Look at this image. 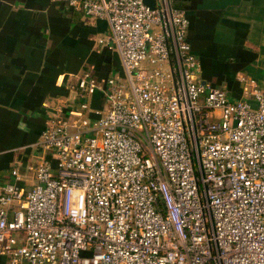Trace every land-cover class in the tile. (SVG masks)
<instances>
[{
  "label": "built area",
  "instance_id": "1",
  "mask_svg": "<svg viewBox=\"0 0 264 264\" xmlns=\"http://www.w3.org/2000/svg\"><path fill=\"white\" fill-rule=\"evenodd\" d=\"M173 1L69 0L108 22L124 76L78 77L104 108L52 113L33 181L10 167L7 264H264V86L234 101L203 82Z\"/></svg>",
  "mask_w": 264,
  "mask_h": 264
},
{
  "label": "crops",
  "instance_id": "2",
  "mask_svg": "<svg viewBox=\"0 0 264 264\" xmlns=\"http://www.w3.org/2000/svg\"><path fill=\"white\" fill-rule=\"evenodd\" d=\"M184 7L198 77L243 98L264 86V0H174ZM105 19L90 18L69 0H0V184L10 167L29 171L44 155L35 143L54 111L69 115L86 99L104 108L100 91L82 99L76 81L85 74L102 85L123 78L120 56L98 39ZM31 167L33 170H28ZM0 264H7L0 257Z\"/></svg>",
  "mask_w": 264,
  "mask_h": 264
},
{
  "label": "water",
  "instance_id": "3",
  "mask_svg": "<svg viewBox=\"0 0 264 264\" xmlns=\"http://www.w3.org/2000/svg\"><path fill=\"white\" fill-rule=\"evenodd\" d=\"M144 2L149 5L150 7H153L154 6V2L155 0H144Z\"/></svg>",
  "mask_w": 264,
  "mask_h": 264
}]
</instances>
